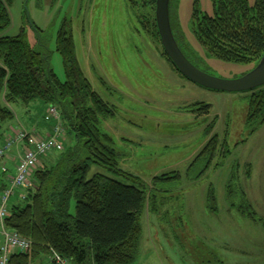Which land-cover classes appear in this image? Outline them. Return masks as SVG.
Returning <instances> with one entry per match:
<instances>
[{
  "label": "rangeland",
  "instance_id": "obj_1",
  "mask_svg": "<svg viewBox=\"0 0 264 264\" xmlns=\"http://www.w3.org/2000/svg\"><path fill=\"white\" fill-rule=\"evenodd\" d=\"M247 1L250 7L254 5L255 0ZM147 3L13 0L11 26L1 36L23 33L63 83L66 77L56 39L62 26L70 30L84 78L114 109L113 117L101 120L100 129L113 141L120 170L139 181L112 177L146 194L133 264H264V123L251 134L247 113L252 92L207 90L175 72L152 31L144 29L143 22L151 13ZM195 7L201 15H214L211 0H171V24L187 60L207 75L226 81L251 72L256 63H229L206 54L193 32ZM203 105L211 107L209 112ZM8 108L14 118L1 124L0 148L15 131L36 134L40 127L53 124L45 120L50 106L40 100ZM212 125V134L207 136ZM213 135L218 136L220 148L204 175L191 181L204 170L206 161L190 171V178L188 169ZM64 139L66 149L74 145L69 131ZM223 144L228 150L225 159ZM18 147L14 145L9 153ZM44 159L36 169L45 165ZM46 166H51L50 160ZM93 172L108 174L97 167ZM173 173L181 176L180 181L150 188L154 178ZM31 183L27 193L16 190L10 204L24 193L28 196L34 189ZM228 186L238 192L234 198H228ZM211 190L215 202L208 204ZM240 190L256 221L249 217ZM31 249L26 253L29 264L48 263L50 255L30 261Z\"/></svg>",
  "mask_w": 264,
  "mask_h": 264
},
{
  "label": "trees",
  "instance_id": "obj_2",
  "mask_svg": "<svg viewBox=\"0 0 264 264\" xmlns=\"http://www.w3.org/2000/svg\"><path fill=\"white\" fill-rule=\"evenodd\" d=\"M149 2L151 13L148 12L143 26L152 31L161 46L154 17L155 0ZM12 3L13 0H0V127L14 118L8 108L10 104L21 102L27 106L40 100L57 107L61 124L66 133L72 134L74 145L42 158L45 165L35 169L31 176V182L35 183L33 191L23 201L17 198L10 204L5 226L31 241L32 262L55 252L71 264H133L146 194L143 189L112 177H122L132 183L139 181L120 170L113 141L100 129L101 120L113 117L114 109L84 78L72 34L65 26L60 28L56 39V51L62 58L66 77L63 83L47 65L46 56L35 51L23 33L16 37L1 36L11 26ZM211 5L213 16L201 15L197 7L193 13V32L206 54L229 63H257L264 54V0H255L252 7L247 0H211ZM169 12L171 23V0ZM171 28L173 31L172 24ZM161 49L166 61L181 75L162 46ZM203 106L207 112L211 109ZM247 123L253 127L251 134L263 125L264 89L252 91ZM212 131L213 125L207 136ZM219 148L218 136H211L188 169L190 178V171L206 161L204 170L191 181L204 175ZM227 153L225 148L223 159ZM46 160H50V167L46 166ZM96 167L108 174L93 172ZM180 177L178 173L156 177L150 188L178 182ZM4 188L0 187V193ZM237 193L232 186L227 187L229 199ZM240 194L249 217L256 221L243 190ZM207 201L208 204L215 202L212 190ZM231 208L235 206L232 204ZM28 256L14 252L8 264H29Z\"/></svg>",
  "mask_w": 264,
  "mask_h": 264
},
{
  "label": "built area",
  "instance_id": "obj_3",
  "mask_svg": "<svg viewBox=\"0 0 264 264\" xmlns=\"http://www.w3.org/2000/svg\"><path fill=\"white\" fill-rule=\"evenodd\" d=\"M60 114L55 107L48 109L45 117L47 122H53L51 133L41 138L38 135L28 134L24 130H18L6 139L0 148V160L4 159L14 145L22 147L16 163L14 176L8 186L0 193V264H8L10 256L14 252L28 253L32 247L31 241L22 237L17 231L8 229L5 220L9 217V204L16 190H29L32 188L31 176L39 165L42 157L53 152L63 150L62 140L65 130L61 124ZM2 172H6L2 166ZM24 199V196H21ZM47 264H71L55 252H52Z\"/></svg>",
  "mask_w": 264,
  "mask_h": 264
},
{
  "label": "water",
  "instance_id": "obj_4",
  "mask_svg": "<svg viewBox=\"0 0 264 264\" xmlns=\"http://www.w3.org/2000/svg\"><path fill=\"white\" fill-rule=\"evenodd\" d=\"M169 8L170 0H155V23L164 53L185 79L204 89L224 93L252 92L264 86V54L251 72L232 81L217 79L193 66L174 38Z\"/></svg>",
  "mask_w": 264,
  "mask_h": 264
},
{
  "label": "crops",
  "instance_id": "obj_5",
  "mask_svg": "<svg viewBox=\"0 0 264 264\" xmlns=\"http://www.w3.org/2000/svg\"><path fill=\"white\" fill-rule=\"evenodd\" d=\"M51 129H52V125H46V126L40 127L37 130V133L35 135H38V136L41 135L39 137L45 138L51 133ZM28 133L33 134L32 132H28ZM21 148L22 147L16 148L15 152L10 153L9 155H7L5 157L4 160H2V166L4 167L6 172L4 174L1 172V175H0V187L1 188L6 187L9 183L10 179L13 177V175L15 173V169H16L17 158H18L19 154H21V152H22ZM2 166H1V171H2ZM1 242H3L2 239H1Z\"/></svg>",
  "mask_w": 264,
  "mask_h": 264
}]
</instances>
